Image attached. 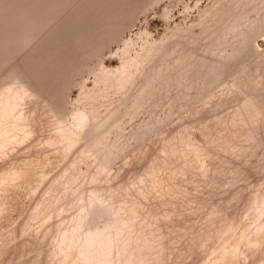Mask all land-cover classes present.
Segmentation results:
<instances>
[{
	"label": "rangeland",
	"instance_id": "1",
	"mask_svg": "<svg viewBox=\"0 0 264 264\" xmlns=\"http://www.w3.org/2000/svg\"><path fill=\"white\" fill-rule=\"evenodd\" d=\"M0 264H264V0H0Z\"/></svg>",
	"mask_w": 264,
	"mask_h": 264
}]
</instances>
